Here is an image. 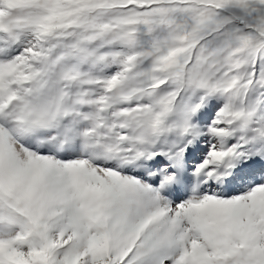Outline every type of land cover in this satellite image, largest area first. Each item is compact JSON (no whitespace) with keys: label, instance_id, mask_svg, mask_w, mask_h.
<instances>
[{"label":"snow or ice","instance_id":"snow-or-ice-1","mask_svg":"<svg viewBox=\"0 0 264 264\" xmlns=\"http://www.w3.org/2000/svg\"><path fill=\"white\" fill-rule=\"evenodd\" d=\"M0 264H264V0H0Z\"/></svg>","mask_w":264,"mask_h":264}]
</instances>
